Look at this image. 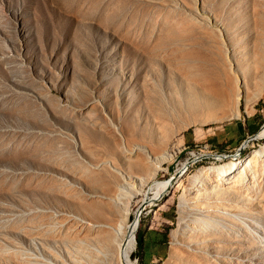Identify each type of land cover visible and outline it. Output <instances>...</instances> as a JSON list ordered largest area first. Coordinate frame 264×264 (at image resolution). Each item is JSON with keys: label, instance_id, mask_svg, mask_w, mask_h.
<instances>
[{"label": "rangeland", "instance_id": "374dc122", "mask_svg": "<svg viewBox=\"0 0 264 264\" xmlns=\"http://www.w3.org/2000/svg\"><path fill=\"white\" fill-rule=\"evenodd\" d=\"M230 39L248 44L230 58L234 71ZM263 39L264 0H0V264H86L88 252L80 263L75 257L77 245L93 240L88 224L101 222L126 175H146L164 154L155 179L190 164L143 209L133 258L168 262L176 230L204 221L197 204L208 209L204 194L193 195L205 180L196 173L230 163L216 155L235 154L264 127ZM218 62L231 96L210 116L174 107L186 70ZM238 123L243 131L231 135L240 140L212 145ZM262 149L264 136L256 137L236 158ZM226 184L234 193L219 189L217 204L250 226L247 242L230 247L233 264H264V157ZM127 190L129 199L135 192ZM143 199L130 200L133 221Z\"/></svg>", "mask_w": 264, "mask_h": 264}, {"label": "bare ground", "instance_id": "6f19581e", "mask_svg": "<svg viewBox=\"0 0 264 264\" xmlns=\"http://www.w3.org/2000/svg\"><path fill=\"white\" fill-rule=\"evenodd\" d=\"M231 40L232 39L229 40V43L225 41V44L227 45V55H229L227 56V59L230 62V66L227 67L232 69L231 71H234L232 67H234L235 65L231 62L230 58L232 57V55H235V52L236 50H238V47L247 48L248 44L245 45V42L241 41L243 44L242 47L238 44H235ZM191 56L195 59L199 57V54L195 53L191 54ZM238 60L241 59L239 58ZM238 62L239 61L235 63ZM221 66L222 63L218 62L216 69L210 70L208 68H204V66L200 64H192L191 67H189L185 73V76L188 80V84L184 87L181 86L182 88H177V86L174 87L176 91L174 94L177 93L178 102H176L173 106H176L177 109L183 111L184 114L185 112H189L193 115H196L199 112H206V114H209L210 116L219 106V103L222 104L223 102H225L227 96H231L233 92V88L230 87L231 85L228 86V84L226 86L227 83H225L224 81V74L221 73L223 70V67ZM240 67V65H237L235 68H237V70L242 71V67ZM245 68H247V66H245ZM224 69L226 71L225 67ZM242 73L244 75V80L246 84H248V81H246L248 73ZM249 74H251L250 71ZM196 118L198 119L197 116ZM199 120L201 121L200 118ZM263 136L264 127L259 133H257V137ZM237 155L238 153L232 154L231 156L227 154H218L216 155L218 158L232 157L233 160L230 163L223 165L220 169L215 170V167H206L202 168L198 173H196V180H199L200 176H204L205 180L202 183V187L195 188L192 191L193 195L202 196L204 194L205 197L209 199V201H207V204L209 205L207 206L208 209H201L197 207L200 206L197 204L196 207L193 206V210H195L196 213L200 214L202 216L200 218H203L202 220L204 221H201L199 223H196V221V225H191L188 222L187 225L183 223L185 224V227H180V229L176 230L173 237L174 242L172 243L169 252L168 262L164 264H218V261H223L224 264L234 263V258L231 254L232 250H230V247L231 245L233 246L234 241H237V239H239L242 244L247 242V233L248 230L250 231V226L248 220L245 217L241 216L242 214L239 215L235 211H226L225 209L221 210V208L219 207V203L217 204L215 198L217 194L220 195L221 193H218V190L221 188L224 189L226 187L225 185H227L226 183L230 178H240L243 175L245 168L250 165L252 161H256L259 160V158L264 157V150L262 149L254 151L250 157L243 160V163L242 161L239 162V160H237ZM200 157L201 156H197L196 159ZM164 158H166V154L156 158L155 160L150 159V164L152 165L153 170H149L151 172L147 173V176L143 174H132L125 176V180L121 185V191L119 193H116L114 196L110 195L108 197V200L110 202L108 205L109 207H106L102 211V217L99 218L101 222L88 224L92 231L93 240L91 238L85 243L82 242L81 245H77L75 257L76 261L79 262V257H81L82 253L88 252L86 253V264H137L136 260H134L133 258V254L138 244L137 231L142 215L141 214L139 217V212L141 211V209H143L142 207L148 204H153L156 201L160 200L163 195L169 191L170 187L174 183L175 178L177 176L183 175L184 171L190 164V161L185 162L182 168L178 171L177 176L173 179H155V174L158 172L159 169H161L160 163ZM134 177H137V179L139 180V189H136L135 187L136 182L134 180ZM150 179L153 180H151V184H149ZM148 185L149 188H147ZM233 188L235 187L233 186L225 189H227L228 192H233ZM127 189L134 190L135 194L144 193V199L141 204L142 206L136 211V219H134V221L131 218L132 209L130 200L134 197L135 194L130 195L129 199H127L126 197L128 193L130 192L129 194H131V191L128 192ZM212 207L217 208V210L213 209ZM210 208L211 210H209ZM225 208L230 209L231 207L225 206ZM106 211L108 212L106 213ZM206 211H211V213H208ZM234 219H239L240 222L243 223V228L240 232L236 230L237 226L236 228L234 227L235 223H232ZM221 248L222 250L223 248L225 250L227 248L228 249L227 251L223 250L224 253L221 254V252H219V249ZM56 263L61 264V262L59 261H56Z\"/></svg>", "mask_w": 264, "mask_h": 264}, {"label": "crops", "instance_id": "0c3cea01", "mask_svg": "<svg viewBox=\"0 0 264 264\" xmlns=\"http://www.w3.org/2000/svg\"><path fill=\"white\" fill-rule=\"evenodd\" d=\"M237 129H239L240 132H242L243 129H244V124L243 123H238L236 125L227 126L226 128H224V130H223L224 132L223 133H220L218 136H215V137H213L211 139L212 140V145L214 146V145H218V143L235 142V141L240 140L239 136L231 135V133L233 131H236ZM233 139H235V140L233 141ZM229 146H232V145L231 144L227 145V147H229Z\"/></svg>", "mask_w": 264, "mask_h": 264}, {"label": "water", "instance_id": "95a60500", "mask_svg": "<svg viewBox=\"0 0 264 264\" xmlns=\"http://www.w3.org/2000/svg\"><path fill=\"white\" fill-rule=\"evenodd\" d=\"M257 137V133L256 134H251V135H249L243 142H242V144L239 146V148H238V150H237V152L236 153H238L239 155L241 154V152H242V150L246 147V145L248 144V142L250 141V140H252V139H254V138H256ZM235 153V154H236ZM227 155H232V154H227ZM175 177V176H174ZM174 177H172V179L174 178ZM142 206V205H141ZM140 206V207H141ZM143 209L145 208V206L144 207H142ZM143 209H141V211L139 212V217H140V215L142 214V212H143Z\"/></svg>", "mask_w": 264, "mask_h": 264}, {"label": "trees", "instance_id": "16d2710c", "mask_svg": "<svg viewBox=\"0 0 264 264\" xmlns=\"http://www.w3.org/2000/svg\"><path fill=\"white\" fill-rule=\"evenodd\" d=\"M143 235V234H142ZM142 235H140L139 238V248L140 249H144L143 244H144V240L142 239Z\"/></svg>", "mask_w": 264, "mask_h": 264}]
</instances>
